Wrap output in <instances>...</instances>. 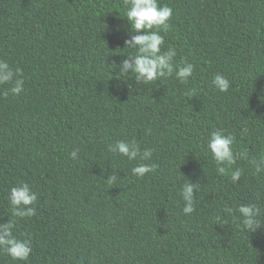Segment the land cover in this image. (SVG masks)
<instances>
[{"label": "trees", "instance_id": "16d2710c", "mask_svg": "<svg viewBox=\"0 0 264 264\" xmlns=\"http://www.w3.org/2000/svg\"><path fill=\"white\" fill-rule=\"evenodd\" d=\"M159 2L173 9L162 50L195 66L184 83L136 84L112 65L132 51L121 49L124 0H0V60L24 81L19 95L0 86V224L13 186L38 194L34 216L13 218L14 235L31 241L28 261L0 249V264H264V226L242 230L223 212L255 203L264 221V173L239 159L234 183L207 148L222 130L234 151L264 155V0ZM119 140L152 150L154 171L133 176L139 160L109 150ZM188 178L199 182L191 214Z\"/></svg>", "mask_w": 264, "mask_h": 264}, {"label": "clouds", "instance_id": "9594fccd", "mask_svg": "<svg viewBox=\"0 0 264 264\" xmlns=\"http://www.w3.org/2000/svg\"><path fill=\"white\" fill-rule=\"evenodd\" d=\"M127 10L122 17H126L131 29V35L124 41V48L131 49L118 65V73L127 76L133 74L136 84L147 85L158 79L170 77L173 74L182 83L187 82L194 72V64L186 59L175 62L177 55L174 47L162 50L165 36L161 33L169 32V23L173 9L168 5H161L159 0H124ZM119 48V47H118ZM117 68V67H116ZM129 89L133 88L130 79H122ZM212 83L221 92H227L230 87V80L222 73L213 77ZM9 85L3 92L6 97L9 93L19 95L24 90L22 70L12 68L8 62L0 60V86ZM119 87V85H117ZM255 90V86L252 91ZM259 100L264 105V90L259 91ZM235 137L225 134L222 130L211 132L207 141V148L210 150L213 159L217 163V172L221 175L230 172V178L234 183L240 181L242 169L233 168L239 159L249 161L254 168V173H264V155L249 157L245 151H234ZM109 150L114 153L126 156L128 160H139L131 171L133 176H144L154 171L155 165L146 163L152 157V150L141 151L138 143L133 141L119 140L109 145ZM71 158H77V151L70 153ZM110 183L116 180L113 172L106 178ZM199 191V182H193L188 178L181 186L180 195L185 202L183 212L191 214L195 211V196ZM260 195V194H258ZM7 200L11 206V220L0 224V249L6 252L15 261H28L32 252L31 241L19 238L14 235L15 221L13 218L31 217L36 214L33 206L38 200V194L27 182H20L10 189ZM223 212L228 216L238 214L242 230L255 232L264 221L260 219L261 209L255 203L239 204L237 206H225ZM219 219V218H218Z\"/></svg>", "mask_w": 264, "mask_h": 264}]
</instances>
